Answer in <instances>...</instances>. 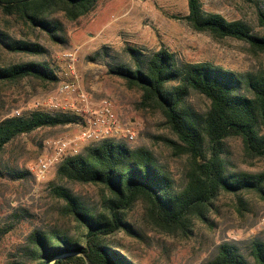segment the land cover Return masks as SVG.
Listing matches in <instances>:
<instances>
[{"label": "rangeland", "instance_id": "374dc122", "mask_svg": "<svg viewBox=\"0 0 264 264\" xmlns=\"http://www.w3.org/2000/svg\"><path fill=\"white\" fill-rule=\"evenodd\" d=\"M199 2L204 14L240 21L251 34L262 31L258 12L264 13V0ZM187 12V0H99L91 13L75 21L66 20L60 12L51 13L48 19L59 22L61 27L56 41L17 15L0 10V32L8 39L39 43L45 49L41 55H28L10 52L0 43V66L39 62L48 65L57 77L47 82L23 78L0 83V120L11 117L16 110L23 113L37 109V102L42 106L38 109L45 110L52 101L61 106L81 105L75 95L58 94L63 81H72L91 105L103 99L111 101L118 118L132 125L135 132V140L124 143L130 148H147L175 186H181L185 181L187 157L173 156L165 145V139L175 140V136L165 126L162 114L139 109L141 92L127 88L109 70L115 65L133 67L126 51L127 47H133L142 55L165 48L181 62H207L240 75L264 71V54L254 53L239 40L215 39L208 33L195 32L184 19ZM67 52L74 53L73 77L66 71ZM186 105L203 114L209 101L191 91ZM66 112L78 116L73 111ZM82 123L81 118L76 123L38 128L15 137L0 152V264H34L27 251L32 231L78 236V223L65 210V202L54 195L53 188H64L85 206L99 209L102 188L58 178L56 168L60 163L41 179L35 178L32 171L37 159L51 151L46 142L76 136ZM225 144L230 172L264 173V157L248 156L240 139H228ZM84 146L80 144V150ZM126 220L135 235L116 232L106 242L123 250L133 264H211L217 247L225 242L235 245L249 258L252 243H264V198L254 192L218 195L208 214V223L195 222L187 237L151 229L143 219V207L139 203L128 212Z\"/></svg>", "mask_w": 264, "mask_h": 264}, {"label": "trees", "instance_id": "16d2710c", "mask_svg": "<svg viewBox=\"0 0 264 264\" xmlns=\"http://www.w3.org/2000/svg\"><path fill=\"white\" fill-rule=\"evenodd\" d=\"M98 1L0 0V10L17 15L32 28L59 41L56 34L61 31L60 23L48 19L49 15L60 12L66 20L75 21L91 13ZM187 10L184 19L195 32L208 33L215 39L239 40L254 53L264 54V13L258 12L261 33L251 34L240 21L204 14L199 0H187ZM0 43L10 52H45L39 43L10 40L2 32ZM126 51L133 67L115 65L109 73L122 79L127 88L141 92L139 109L162 114L165 126L175 136V140L165 139V145L173 156L187 157L185 181L176 187L147 148H130L110 139L84 146L60 162L56 175L68 182L101 187L99 209L85 206L64 188H53L80 230L77 237L56 231H32L27 251L34 264H49L52 260L53 264H133L123 250L106 239L116 232L135 235L126 216L136 203L142 205L143 219L151 229L187 237L195 222L208 223V214L221 193L254 192L264 198V173L230 172L225 150L228 139L238 138L248 156L264 157V71L240 75L207 62L185 63L165 48L149 55H142L133 47ZM23 78L57 80L44 63L0 66V83ZM191 91L209 101L203 114L186 105ZM79 119L67 112L41 108L4 118L0 120V152L19 135ZM211 264H264V243L253 242L249 258L235 245L222 243Z\"/></svg>", "mask_w": 264, "mask_h": 264}, {"label": "built area", "instance_id": "2783aa9c", "mask_svg": "<svg viewBox=\"0 0 264 264\" xmlns=\"http://www.w3.org/2000/svg\"><path fill=\"white\" fill-rule=\"evenodd\" d=\"M66 71L73 77L75 73V59L73 52H67ZM58 94H71L78 97L81 105H65L61 106L57 101H52L48 108L50 112H66L73 111L82 118V125L76 136H65L46 142L45 144L51 148V151L41 155L34 164L33 175L37 179H41L47 172L62 162L67 156L75 155L81 150L80 144L92 145L105 139L114 140L116 142H133L135 140V132L132 125L123 123L116 115L111 101L103 99L97 105H91L86 95L78 93V87L72 81H63L58 87ZM36 107H42L39 102ZM19 110L13 112L12 116H20Z\"/></svg>", "mask_w": 264, "mask_h": 264}, {"label": "water", "instance_id": "95a60500", "mask_svg": "<svg viewBox=\"0 0 264 264\" xmlns=\"http://www.w3.org/2000/svg\"><path fill=\"white\" fill-rule=\"evenodd\" d=\"M53 261H54V260L50 261L49 264H53Z\"/></svg>", "mask_w": 264, "mask_h": 264}]
</instances>
